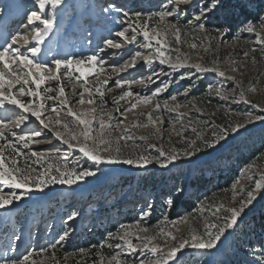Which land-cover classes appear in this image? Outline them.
<instances>
[{
    "label": "rangeland",
    "instance_id": "1",
    "mask_svg": "<svg viewBox=\"0 0 264 264\" xmlns=\"http://www.w3.org/2000/svg\"><path fill=\"white\" fill-rule=\"evenodd\" d=\"M221 1L0 0V96L41 114L0 100V158L28 187L82 177L0 185L19 197L0 208V264H264V7L228 28Z\"/></svg>",
    "mask_w": 264,
    "mask_h": 264
},
{
    "label": "snow or ice",
    "instance_id": "2",
    "mask_svg": "<svg viewBox=\"0 0 264 264\" xmlns=\"http://www.w3.org/2000/svg\"><path fill=\"white\" fill-rule=\"evenodd\" d=\"M37 2H38L40 11L43 12L45 10L46 4L50 3L52 8H56L58 6V4L60 3V0H37ZM188 2H189V0H177L178 4L179 3L186 4ZM166 15H167V13H163V14H161L160 18L164 19ZM196 19L199 20L200 17H196ZM35 23L43 25L45 29H50L52 27V24H51L50 21L42 19L39 15L34 13L32 16H30L28 18V24L31 25V24H35ZM246 30L251 32L253 30V28H252L251 25H249ZM41 35H42V33L37 32L36 33V39L39 40ZM118 35L120 36V38L122 40L125 39V35H124L123 32L118 33ZM12 43L16 44L17 41L13 40ZM21 46H23V45H21ZM119 46L120 45L113 44L111 42L107 45V47H109V48H118ZM31 55L34 56V55H36V53L32 52ZM5 59H6V53L0 52V63H4L5 68H9L10 65L5 62ZM91 62L95 63V60H91ZM19 63L21 65H30L31 61H29L28 59L25 58L23 60H20ZM145 63L148 64V63H150V61L149 60H145ZM60 67L67 68V67H70V64L61 65L58 62L57 63V69H59ZM41 82H43V76H41ZM0 83H6L3 80V75L2 74H0ZM33 83H35V81H33ZM141 83H143V82H141ZM37 87L39 88L40 84H37ZM61 94L63 95V89H61ZM158 94L159 93H157V95ZM21 95H25V93L21 92ZM0 100H6L7 104L15 106L16 108L20 109L21 112L27 113L28 116L35 117L36 120H40V115H41L40 112L29 111L30 106L26 107V106L22 105L20 103V101H18L14 97L0 96ZM0 107H3V104H0ZM41 107H43V106H41ZM53 111H55V109H53ZM69 115H71V112H69ZM81 123L85 124V126L87 127V124H88L87 121H81ZM17 126L19 127L20 124L18 123ZM41 127H46V125H44L43 122H41ZM101 127H103V125H101ZM54 135H55L56 139H58V140L60 139V137L58 135H56V134H54ZM84 136H85V139H88L87 131H85ZM18 139L23 142V141H28V140H30L32 138L31 137H27V136H20V137H18ZM73 139H75V137H73ZM210 146L211 147H215V144L210 145ZM24 147L27 148L28 144L24 143ZM77 150L83 152L84 156H86L89 160L93 161L96 164H114V163H129V164H131V163H133L131 160H129V161H120V160H112V159L101 160V159L95 157L94 154L89 152L87 150V148H80V149H77ZM33 155H35V153H33ZM134 166L138 167V168H143V167H146V164L141 162V163H136ZM160 167H162V168L163 167H167V165L166 164H160ZM94 175H96V173L92 172V171H85V172L82 173L83 177H89V176H94ZM65 177L67 179H65ZM81 178H82L81 175H77L75 173L64 172V173L61 174V177L50 179L47 182L44 181V180L36 181V183L40 185L39 187H28L27 185H28L29 181L27 180V178H25L23 180L17 179V177L15 175V172L8 171V169L5 167L3 159L0 158V185H3L4 187H7V188H23L25 192L43 191L44 187H46L47 184H55V183L64 184L65 182H67V184L69 186H71V185H74V184L80 182ZM260 187H261L260 185H257L258 189ZM18 199H19V197L15 196V195H12V196H10L8 198L0 196V208H5V207L9 206L12 202H14V201H16ZM252 199H255V197L249 196V200H252ZM243 210H244V208L241 207L240 212H243ZM237 217H238V213L236 211H232L231 220L227 223L226 227H231V226L235 225ZM221 231H223V230H221ZM216 239L217 240L219 239V235L216 236ZM181 247H183V245H181ZM193 247L212 248V247H215V245L211 241H209L207 244H204V243L193 244ZM151 251L153 253H155L156 251H159V249H155L154 248V249H151ZM176 251H178V249L173 250L172 252H170L168 254L169 258L174 257L176 255ZM23 264H30V260H29L28 257H25V260H24Z\"/></svg>",
    "mask_w": 264,
    "mask_h": 264
},
{
    "label": "trees",
    "instance_id": "3",
    "mask_svg": "<svg viewBox=\"0 0 264 264\" xmlns=\"http://www.w3.org/2000/svg\"><path fill=\"white\" fill-rule=\"evenodd\" d=\"M263 7L264 0H222L219 6V13H216L213 17H216L218 26L226 25L228 28H233L239 21L256 20L262 12ZM225 51L220 50L219 54L221 55ZM215 57L214 52H210L205 56L204 64L211 65L221 60L220 56L218 58ZM173 202L175 205L177 204L175 199H173ZM184 205L187 204L184 203ZM174 209L175 206L171 208L172 211L169 214L171 217L173 216ZM263 217L264 212H258L257 215L252 216V221L257 225Z\"/></svg>",
    "mask_w": 264,
    "mask_h": 264
},
{
    "label": "bare ground",
    "instance_id": "4",
    "mask_svg": "<svg viewBox=\"0 0 264 264\" xmlns=\"http://www.w3.org/2000/svg\"><path fill=\"white\" fill-rule=\"evenodd\" d=\"M73 223H75V222H73ZM70 233V232H69Z\"/></svg>",
    "mask_w": 264,
    "mask_h": 264
}]
</instances>
